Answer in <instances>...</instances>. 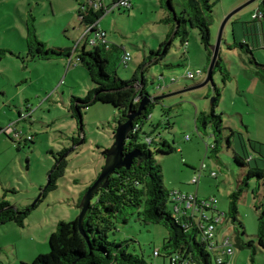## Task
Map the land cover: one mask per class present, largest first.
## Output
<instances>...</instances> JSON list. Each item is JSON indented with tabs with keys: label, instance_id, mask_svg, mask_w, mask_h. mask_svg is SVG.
<instances>
[{
	"label": "rangeland",
	"instance_id": "rangeland-1",
	"mask_svg": "<svg viewBox=\"0 0 264 264\" xmlns=\"http://www.w3.org/2000/svg\"><path fill=\"white\" fill-rule=\"evenodd\" d=\"M86 1L0 0V49L14 53H7L0 62V123L18 121L17 107L28 105L29 109L26 120L17 124L22 132L21 142L0 132V202L6 189H14L16 192L8 193L6 200L20 208L32 205L56 164V156L51 152L57 155L67 150L64 156L68 161L64 176L57 181V189L47 192L23 227L12 223L0 227V264H30L39 255L50 253V236L61 221L72 222L79 217L81 195L100 174L105 164L103 151L115 142L120 109L102 102L83 109L81 134L77 119L69 111L72 97L84 98L94 86L76 55L73 54L72 63L65 58L22 60L27 55L28 27L37 30L39 39L48 48H71L73 52L77 47L93 49L82 41L85 27L78 14ZM212 1L215 3L211 26L213 46L217 45L225 19L242 7L225 24L219 45V56L232 76L226 82L216 69L213 80L205 84L212 59L201 43L199 31L191 27L188 44L184 45L180 36H172L165 59L157 63L149 61L145 70L139 69L151 51L160 48L171 30V25L163 22L168 11L161 7L160 0H133L131 10L116 7L100 19L99 28L107 32L109 42L131 54L128 66L111 58L109 70L116 71L123 80H131L136 72L139 77L144 73L147 91L151 97H160L143 131L151 133L153 126L160 125L156 136L176 149L171 154L154 151L162 167L164 187L185 195L198 194L200 202L216 199L218 211L224 215L229 212L231 194L242 189L237 222L243 225L240 238L245 243L254 241L257 251L254 255L251 248L234 246L230 264H264V247L258 244L259 217L264 210V178L253 177L245 185L249 167L234 159L235 154L253 155L256 161L252 166L264 170V82L257 76L258 68L251 63V56L239 47L229 48V44L254 38L251 30L246 34L242 23L246 29L253 27V15L264 0ZM176 7L180 13V6ZM234 22L241 23L235 25L239 38L234 34ZM260 24L257 21L259 35L254 55L264 65V33ZM196 71L202 74L187 77V73ZM173 79L175 83L171 82ZM159 84L168 87L159 90ZM217 93L220 100L215 113L223 116L224 133L230 137L231 145L225 140L215 155L211 151L212 128L198 129L196 117L201 112L212 111V100ZM232 130L236 132L234 136ZM186 136L191 140L186 141ZM74 138L79 141L75 143ZM203 165L207 168L199 184H192ZM212 172L217 175L213 177ZM207 214L218 213L208 210ZM116 226L110 241H128L129 251L150 264H170L168 256L155 255L156 251L163 253L168 235L164 226L143 223L138 212L131 215L128 224L118 221ZM215 232L219 241L225 235L233 237L232 221L228 219L217 225ZM208 250L215 257L213 264H217L216 256L222 252V246L218 252Z\"/></svg>",
	"mask_w": 264,
	"mask_h": 264
},
{
	"label": "trees",
	"instance_id": "trees-1",
	"mask_svg": "<svg viewBox=\"0 0 264 264\" xmlns=\"http://www.w3.org/2000/svg\"><path fill=\"white\" fill-rule=\"evenodd\" d=\"M168 1L174 7L176 17L169 10ZM177 4L181 8L180 13L176 10ZM214 4L212 0H160L161 7L168 11L163 22L171 25V30L167 34L166 40L160 44V48L151 51L139 69L145 70L144 68L149 61L157 63L165 59L171 49L172 40L169 41V39L172 36H180L183 44H188L189 27L199 31L201 43L208 52L209 58L212 59L215 50L211 37V26L214 23ZM259 10L262 12L263 17L261 19L253 18V27L246 29V24L242 23L246 34L253 32L256 36L254 35L251 41L245 38L243 42L229 44V48L236 49L239 47L251 56V63H254L258 68L255 72L259 79L264 82V65L254 55V47L256 46L255 43H258L257 36L259 35L257 21L264 22V2ZM79 14H81V10ZM104 16V11L91 12L83 17L81 25H92ZM236 24L241 23L234 22V25ZM97 27L95 26L93 30ZM26 45L27 55L22 58L23 61L65 58L71 62L74 54L78 62L86 68L94 86L89 90L86 97H72L69 111L77 119V122L82 110L96 102L112 104L120 109V122H124L127 120L129 113L138 109L144 96L152 99L146 111L135 118L134 125L139 124L142 129L138 133L131 134L125 148V151L141 150L144 154L142 160L140 162L136 160L129 170L123 168L116 171L109 180V186L106 189H100L96 193L94 196L96 200H92L91 208L84 218L83 233L80 231L78 218L72 222L61 221L57 225L56 231L50 236V253L39 255L30 264H150L145 259L129 251L128 241L116 243L109 239L110 234L117 229L116 223L119 221L128 224L131 215L135 212L139 213L143 223L160 224L166 228L168 235L164 242L163 253L159 251L158 256L162 254L168 256L170 264H182L183 262L213 264L215 257L208 250V248H211L209 244L202 241V229L200 223L196 220V216L186 213L176 217L173 213L174 192L169 191L163 185L162 167L157 163L154 151L161 154H171L176 149L166 140L156 136V131L160 125L153 126V132L151 133L143 131V127L149 121L148 117L152 115V109L156 102L160 100V97H151L146 88L144 75L142 82H140L137 72L131 80H123L116 71L111 72L109 70L111 58L113 57L119 59L122 64L125 48L113 43L99 44L91 50H87V46L82 49L77 47L74 52L71 48H48L47 44L39 39L37 30L34 27H28ZM7 53L14 54L10 50L0 49V62L7 56ZM216 69L223 75L224 82L232 78L228 66L220 56H218L213 74ZM219 100L220 94L217 93L212 111L210 113L201 112L196 117L198 129H206L209 126L212 128L214 144L211 151L215 155L220 152L225 140H227L228 145H231L230 137L227 138L224 133L223 116L215 113L214 108L218 105ZM235 133L232 130V136ZM149 137L151 141L148 139ZM74 141L77 143L79 138H74ZM66 152L67 150H64L57 155L51 152L56 156V164L51 173V183L43 193L42 198L46 196L47 192L57 189V181L64 176L68 166V161L64 156ZM234 159L242 166L249 167L243 181L245 185H248L249 180L253 177L264 178V170L258 166H252V162L256 161L253 155L241 156L235 154ZM11 192L15 193L16 190L6 189L4 198L0 202V227L10 223L23 227L27 217L33 210L38 208L42 199L26 208H20L5 199L6 195ZM85 192L81 195L80 201ZM242 192V189H239L231 194L230 209L225 214V220L229 219L233 223L234 246L236 248H251L255 255L257 251L255 242L245 243L241 240L240 227L243 225L242 223L237 224L238 201ZM258 244L264 247V210L261 211L259 217ZM176 255H178L179 260L175 262L173 258Z\"/></svg>",
	"mask_w": 264,
	"mask_h": 264
},
{
	"label": "built area",
	"instance_id": "built-area-1",
	"mask_svg": "<svg viewBox=\"0 0 264 264\" xmlns=\"http://www.w3.org/2000/svg\"><path fill=\"white\" fill-rule=\"evenodd\" d=\"M119 9H126L131 10L134 8V4L132 0H87L86 3L82 6L81 14H79L80 20L83 19L84 16L88 15L91 12H99L104 11V14H108L114 10V8ZM263 17V14L260 10H258L256 13H254L253 18L254 19H261ZM100 21V20H99ZM99 21L92 25H85V32L82 41L86 42L87 45L96 47L99 44H110L107 40V32L103 29L99 28ZM97 27L95 30H93ZM131 60V54L125 50V53L122 56V64L125 66H128L129 62ZM72 63V62H70ZM201 71L196 72H189L187 73V77L194 78L198 75H201ZM172 83L176 82V79H173L171 81ZM168 85L166 84L163 86L162 84L158 85L159 90H164L167 88ZM28 115L25 114V111L21 110L20 118L19 120H22L26 118ZM152 115L148 117L150 120ZM142 129V126L137 124L134 125L133 130L131 134L138 133ZM2 131L6 133L7 135L11 136L12 138L18 140L21 142L22 140V132L18 130L16 127V123H12L8 125L7 127L3 128ZM151 139L150 137L148 138ZM186 141H190L191 137L186 136ZM151 141V140H150ZM206 165H203L201 170L199 171L198 175H196L193 180L192 184L198 185L200 182V177L202 176V173L206 170ZM213 177H215L217 174L216 172H212L211 174ZM173 213L176 217H180L181 215L188 214L191 216H196L197 222L200 223L201 229H202V241L205 243H208L211 249L215 252L219 251V248L222 246V255L221 253L217 254L216 256V262L217 264H230V256H232L235 252L234 249V240L233 237L230 235H225L221 241L217 239L216 235V228L217 225L223 224L225 221V215L221 214L218 211V208L216 206V199L212 201H203L200 202L196 195H185L181 193L174 192L173 197ZM212 210L216 211L217 215H211L209 216L205 211ZM199 212V214L197 213ZM155 255H159V251L155 252ZM179 257L176 255L173 258V261H178ZM182 264H190L189 262H183Z\"/></svg>",
	"mask_w": 264,
	"mask_h": 264
},
{
	"label": "water",
	"instance_id": "water-1",
	"mask_svg": "<svg viewBox=\"0 0 264 264\" xmlns=\"http://www.w3.org/2000/svg\"><path fill=\"white\" fill-rule=\"evenodd\" d=\"M167 6L169 10L173 13L174 17H176V11L174 7L171 5V3L168 1ZM242 7L236 9L233 11L228 17L225 19L224 24L221 28L219 39L217 42V45L215 46L214 54L211 60L210 67L207 72V79L205 81V84L213 80V71L214 67L216 65V62L218 60L219 56V45L221 42V36L223 32V28L227 21L239 10H241ZM140 82L143 81V74L139 78ZM215 98L212 100V103H214ZM152 99L148 96H144V98L140 101L138 109L135 112H131L127 115V120L124 122H118V126L115 130L114 139L115 142L113 146L105 151H103V155L105 157V164L102 167V170L100 174L98 175L97 179L94 181V183L87 189L85 194L83 195L80 204V215L78 217L79 220V228L80 231L83 233V222L86 214L91 208L92 200L96 193L100 189H106L109 186V180L111 176L120 169H131L135 163V161H141L144 154L139 149H133L131 151H125L127 142L130 140L131 132L134 127V121L135 118L140 116L144 111H146L148 105L151 103ZM79 122V130H83V118L82 115H80V118L78 120ZM53 170L51 171V173ZM51 173L49 174L48 182L44 189L41 191V194L37 198V200L33 203H37L38 200L42 199V195L47 189V187L51 183Z\"/></svg>",
	"mask_w": 264,
	"mask_h": 264
},
{
	"label": "crops",
	"instance_id": "crops-1",
	"mask_svg": "<svg viewBox=\"0 0 264 264\" xmlns=\"http://www.w3.org/2000/svg\"><path fill=\"white\" fill-rule=\"evenodd\" d=\"M133 1V0H132ZM134 3V2H133ZM263 3V2H262ZM262 5V4H261ZM260 5V6H261ZM259 9H260V7H259ZM79 14V13H78ZM81 21V20H80ZM261 30H262V33H264V22L263 23H261ZM236 33H237V35H238V38L241 36L240 35V33L238 32V31H236V28H235V25H234V34L236 35ZM236 40H237V37H236ZM244 40H245V38H244ZM4 106H6V107H8L7 106V104L6 105H4ZM16 112L18 113V118H20V113H21V110L23 111H25V114L26 115H29V109H28V105L25 107V108H19V107H17L16 109ZM27 118V117H26ZM26 118H24V119H22L23 121H25L26 120ZM20 121L21 120H18V121H14V120H11V122L10 123H8V124H3V123H0V132L2 131V128H5V127H7L8 125H10V124H12V123H16V127L18 128V123H20ZM18 130H19V128H18ZM11 137V136H10ZM0 138H1V136H0ZM12 138V137H11ZM14 139V138H13ZM197 196H198V194H197ZM208 211V210H207ZM207 211H205V213H207ZM212 211V210H211ZM213 212H216V211H213ZM213 215H216V214H213ZM222 235H224V234H222Z\"/></svg>",
	"mask_w": 264,
	"mask_h": 264
}]
</instances>
